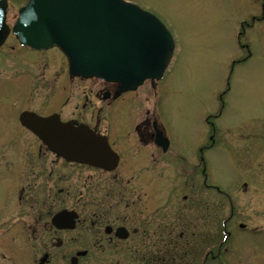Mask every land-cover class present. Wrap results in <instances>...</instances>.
<instances>
[{"label":"flooded vegetation","instance_id":"1","mask_svg":"<svg viewBox=\"0 0 264 264\" xmlns=\"http://www.w3.org/2000/svg\"><path fill=\"white\" fill-rule=\"evenodd\" d=\"M243 12L235 36L242 56L231 67L251 58L253 54L250 46L254 42L263 46L264 51V0H249V4L245 2ZM37 52L45 53V50ZM65 68L62 85L58 86L65 96H61L59 106L50 104L42 112L22 108L11 122L13 133L8 136L18 142L23 136L22 131L27 132L37 142V148L16 151L18 161L12 207L18 221H30L27 225L30 235L24 236L29 244L19 248L0 244V264H98L86 261L93 250L103 248L116 252L121 242L132 237L137 240L138 245L132 248L140 254L143 260L141 264H264V244L237 243L239 235L259 233V228L239 217L234 200L235 193H248L250 186L257 180L264 183V148L261 155L258 156V153L257 157L254 156L253 161L243 159L245 164L242 172H235L234 177L229 178L227 186L232 188L223 189L211 183L206 171L204 154L209 144L201 143L196 155L178 153L177 146L159 118L157 82L148 81L145 100H151L152 107L140 113V101L137 100L139 89L122 91L117 82L71 76L68 66ZM75 87L80 89L78 103L75 102L67 110ZM59 95L56 91L52 99ZM122 102L125 108L120 107ZM123 109L125 114L133 116L118 118ZM66 110L68 112L65 114ZM23 111L47 117L55 114L63 122L76 127L85 126L95 136L105 137L118 155L117 166L112 170H104L64 160L21 123L19 118ZM236 129L240 131L241 126ZM224 144V150H229L231 141L225 139ZM230 155L231 164L237 168L241 157L233 151H230ZM44 156L49 158V165L41 159ZM32 157L36 159L31 161ZM57 163L85 168L92 173L82 183L76 176L72 188L69 182L62 186L69 175H62L59 169L55 170ZM258 166L262 168L260 175L263 177L254 173V167ZM36 167L39 171L48 169L46 178L55 173L53 186L43 190L41 184L30 181L27 169L35 170ZM102 174H107L105 182H101ZM83 187H94L99 194L100 190L104 191L102 201L97 197L94 199L93 195L91 201H83L86 194ZM211 190L219 196L218 199H212L217 201L213 205L210 202ZM180 192L183 193L179 196ZM161 201L175 204L183 201L180 209L175 206V212L168 215L165 224L159 219ZM6 203L8 201L3 202ZM62 208L75 212L73 230L56 229L52 224L53 216ZM180 221L189 226L188 232L176 233ZM34 224H42L43 231L36 230ZM120 227H125L127 238L117 236ZM76 229L91 232V248H74L62 241V234ZM259 234L263 236L262 232ZM15 236L13 234V238ZM163 238L166 241H162ZM127 249L126 252L130 251Z\"/></svg>","mask_w":264,"mask_h":264},{"label":"rangeland","instance_id":"2","mask_svg":"<svg viewBox=\"0 0 264 264\" xmlns=\"http://www.w3.org/2000/svg\"><path fill=\"white\" fill-rule=\"evenodd\" d=\"M9 1L7 20L13 25L18 8L26 0ZM126 1L134 2L157 16L174 39L176 48L173 58L157 87V109L161 122L177 146L178 153L196 155L201 143L209 144L204 154L209 180L223 189H231V186H227L229 178L234 177L235 172H242L245 164L243 159L247 162L253 161L254 156L257 157L258 153V156L261 155L264 148L263 46L254 42L250 46L253 54L251 58L245 63L231 67L232 63L242 56V50L235 39L236 26L243 16L244 4H249V0ZM16 44V39L9 36L4 47L0 49V244L13 248L28 245L25 237L30 235L27 226L30 221H18L12 207L15 197V164L18 161L16 151L36 150L37 142L24 131L20 141L12 140L8 136L13 133L11 130L14 126H11V122L16 119L18 111L22 108L42 112L50 104L59 106L62 102L61 96H65V93L58 86L62 85L66 69V60L58 50L50 49L45 53H38L25 47L17 49ZM147 89L149 84L146 81L138 90L140 113L152 107L151 100H145ZM56 91L60 95L52 99ZM79 92L80 89L75 87L67 110L71 109L75 102L78 103ZM120 104L121 108H125V103ZM120 113L118 118L133 116L125 114V109ZM238 126H241L240 131L236 129ZM225 139L231 141L229 150L241 157L239 164H236L237 168L231 164L230 151L224 150ZM32 159L36 158L32 157L30 160ZM41 159L49 165L48 157ZM54 168L59 169L62 175H69L61 185L69 182L71 188L75 185L76 176L82 183V180L92 173L85 168L70 167L61 163L55 164ZM44 169L39 171L36 167L35 170H27L31 176L30 181L41 184L42 189L47 190L50 185L53 186L56 175L54 173L52 177L46 178L48 169ZM254 170L256 175L264 176L260 175V166L254 167ZM106 175H101V182L107 180ZM258 181L260 180L250 186L248 193H235L234 200L239 217L249 225H257L259 233L262 232L264 236V183ZM83 189L84 194L86 193L83 201H91L92 195L94 199L97 197L102 201L104 191L100 190L99 194L94 187ZM182 193L180 192L179 196ZM218 198L216 192L211 190L212 205L217 202L212 199ZM4 201L8 203L3 204ZM181 202L183 201H178L177 204L170 201L159 203L162 206L159 213L162 223L167 222L168 215H173L175 206L179 209L182 207ZM178 223L176 233L188 232V225L181 221ZM34 226L38 231L44 229L42 224ZM12 233L16 235L15 238ZM259 233L241 234L237 243L240 245L250 242L263 246L264 237ZM90 234L91 232L76 229L62 234L61 239L70 247L91 248ZM47 239L48 237L44 240ZM162 241H166V238ZM135 245H138L137 240L132 237L126 242H121L120 247L115 249L118 250L116 252L103 248L93 250L86 261L98 264H141L143 260L140 259V254L135 253V248H132ZM127 248L130 251L126 252Z\"/></svg>","mask_w":264,"mask_h":264},{"label":"water","instance_id":"3","mask_svg":"<svg viewBox=\"0 0 264 264\" xmlns=\"http://www.w3.org/2000/svg\"><path fill=\"white\" fill-rule=\"evenodd\" d=\"M8 0H0V46L9 33L37 50L57 47L67 58L69 73L98 77L133 90L147 79H160L175 47L167 27L151 12L125 0H28L13 27L7 24ZM21 121L48 148L68 161L111 169L117 154L105 137L88 128L62 122L57 115L25 111ZM76 215L63 210L53 218L58 228H74ZM126 238L124 228L117 230Z\"/></svg>","mask_w":264,"mask_h":264}]
</instances>
